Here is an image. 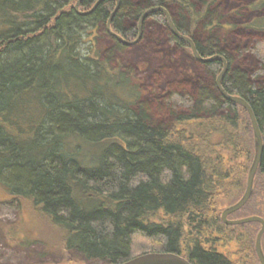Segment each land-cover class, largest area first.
Here are the masks:
<instances>
[{"label":"trees","instance_id":"obj_1","mask_svg":"<svg viewBox=\"0 0 264 264\" xmlns=\"http://www.w3.org/2000/svg\"><path fill=\"white\" fill-rule=\"evenodd\" d=\"M77 1L0 0V187L58 230L59 250L86 262L120 264L166 251L192 264L260 263V223L227 224L221 217L223 205L243 195L255 156L248 110L218 89L222 61L198 60L206 77L162 97L155 114L127 71L113 67L92 43L84 51L85 35L107 27L117 0H102L88 14L76 10ZM96 1L81 0L79 9ZM119 1L111 26L124 39H136L142 14L162 5L203 56H225L223 87L249 102L264 139L263 29L256 19L245 25L239 19L251 15L255 2ZM222 11L224 19H238L221 23ZM221 25L233 31L225 39L216 33ZM149 26L191 51L163 11L144 18L142 38ZM250 30L259 32L255 43ZM112 37L114 50L127 45ZM260 175L264 147L254 186ZM254 196L253 190L229 218L240 217ZM34 236L23 241L48 247L46 235ZM235 238L242 248L237 260L216 244Z\"/></svg>","mask_w":264,"mask_h":264},{"label":"rangeland","instance_id":"obj_2","mask_svg":"<svg viewBox=\"0 0 264 264\" xmlns=\"http://www.w3.org/2000/svg\"><path fill=\"white\" fill-rule=\"evenodd\" d=\"M214 1L218 3L219 0ZM225 14L227 12L220 15V17L222 16L221 23L228 24L227 21L232 19L225 20L223 18ZM256 24L259 25L258 28L263 29L262 35H264V16L257 18ZM230 32L233 33L223 26L216 28V33L224 39ZM247 33L252 36L249 43H255L254 40L260 37L257 34L258 31L250 30ZM85 39L84 51H87L86 48L92 43L95 50H100L103 58L109 57L113 67H122L129 73L131 81L138 87L141 98L149 104L155 114H159L161 111L162 97L172 90L193 88L196 77L204 78L207 75L203 65L190 50H183L169 44L163 31L157 26H149L146 36L142 38L141 35L136 43L127 44L125 47L115 50V41L104 25L95 29L92 36L86 34ZM246 58L249 61L252 59L249 55ZM257 180L253 189L255 196L239 213L240 217L258 212L264 213V175H260ZM226 206L227 203L223 205L222 210ZM239 231L240 229H237V232ZM36 233L46 235L44 237L49 239L48 247H44L42 242L32 239L29 242L23 241L25 235L29 234L30 237L35 238ZM236 235L234 234V236ZM58 236V230L54 226L35 215L27 205L23 207L18 200L10 198L0 187V264H105L99 260L86 262L75 252L63 253L56 244ZM216 244L219 250L233 260L240 259L242 248L236 238L218 241ZM243 262L242 264H249L247 259H244ZM258 264L260 263L258 262Z\"/></svg>","mask_w":264,"mask_h":264},{"label":"water","instance_id":"obj_3","mask_svg":"<svg viewBox=\"0 0 264 264\" xmlns=\"http://www.w3.org/2000/svg\"><path fill=\"white\" fill-rule=\"evenodd\" d=\"M101 1L102 0H97L91 9H89L87 11H81L79 9L81 0H78L75 4V8L81 14H88V13L92 12ZM119 4H120V1L117 0L116 7H115L114 11L110 14V17L107 21V29L112 35L123 40L126 44H134L137 42V40L140 39V37L142 35V22L148 14L155 12V11H163L167 15V21H168V24H169L172 32L176 36H178L180 39H183L184 41H186L189 44L191 51H192V54L197 60L202 61V62H212L214 60L222 61L223 67H222L220 73L216 77V83H217L218 89L221 91V93L227 99L243 105L248 110V113H249V116L251 119V123H252V127H253V131H254V137H255V156H254L253 163H252L250 170H249V173H248L246 189H245L243 195L241 196V198L238 201H236L235 203L225 207L222 210L221 217H222L223 221L227 224H242V223H248V222H254V221H257L260 223V228H259V230L257 232V236H256L255 248H256V252H257V255H258V258H259L261 264H264V249H263V244H262V239H263V235H264V217L262 215H259V214H251V215L238 217V218H229V215L231 213L241 209L248 202V200L251 198V196L253 194L254 181H255L256 173H257V170L259 168L260 160L262 157V152H263V147H264V139H263V135H262L260 126L258 124L256 115L254 113V110H253L252 106L249 104V102L240 95H234V94L228 93L225 90V88L223 87V78H224V76L228 70V62H227L226 57L223 56L222 54H219V53H215V54L208 55V56H203L199 52L197 45H196L195 41L193 40V38L190 35L184 34L183 32H181L177 28V26H176V24H175V22L171 16V14L169 13L168 9L162 5L148 8L142 14L140 21H139L138 37L132 41H128V40L124 39L121 34L114 31L112 29V26H111L113 16L119 7ZM120 264H192V262L187 257H185L184 255L177 253V252L154 251V252H146L143 254H139V255L132 257V258L120 263Z\"/></svg>","mask_w":264,"mask_h":264},{"label":"flooded vegetation","instance_id":"obj_4","mask_svg":"<svg viewBox=\"0 0 264 264\" xmlns=\"http://www.w3.org/2000/svg\"><path fill=\"white\" fill-rule=\"evenodd\" d=\"M253 2H255L256 3V5L257 6H253L255 9H252L251 11V15L248 17V18H246V19H241V18H239L240 19V21L242 22V24L243 25H245L246 23H251L254 19H257V18H260V17H263L264 16V6H263V2H264V0H252L250 3H249V5L251 4V3H253ZM248 5V6H249ZM250 7V6H249ZM169 11V10H168ZM170 13V12H169ZM171 14V13H170ZM165 15H166V13H165ZM227 17V19H235V20H237L238 19V17H231V16H225V18ZM231 17V18H230ZM166 18H167V15H166ZM226 20V19H225ZM224 20V21H225ZM231 22V20H228V23L229 24H232V23H230ZM244 22V23H243ZM234 24V23H233ZM261 263V262H260Z\"/></svg>","mask_w":264,"mask_h":264}]
</instances>
